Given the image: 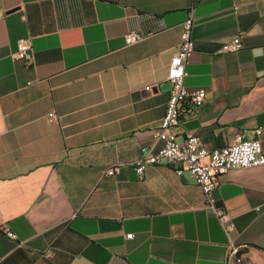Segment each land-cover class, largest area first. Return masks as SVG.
<instances>
[{"label": "crops", "instance_id": "obj_1", "mask_svg": "<svg viewBox=\"0 0 264 264\" xmlns=\"http://www.w3.org/2000/svg\"><path fill=\"white\" fill-rule=\"evenodd\" d=\"M190 11L184 84L206 98L172 134L207 149L260 140L264 151V0H0V264H227L229 246L264 253L254 210L264 165L219 178L213 199L230 236L187 173L164 162L134 172L156 148ZM132 31L142 39L126 45ZM22 38L30 64L11 58ZM235 38L242 48L223 52ZM114 164L119 173L104 175Z\"/></svg>", "mask_w": 264, "mask_h": 264}, {"label": "built area", "instance_id": "obj_2", "mask_svg": "<svg viewBox=\"0 0 264 264\" xmlns=\"http://www.w3.org/2000/svg\"><path fill=\"white\" fill-rule=\"evenodd\" d=\"M237 8L234 7L236 12ZM194 27L193 13L189 12L187 18L181 23L180 43L169 61L167 81L170 83L169 97L165 114L160 126L154 133V147L149 148L133 163L137 179H142L145 169L161 162L174 166L177 175L187 173L200 188L205 207L216 216L220 226L227 236L234 230L232 218L223 209L214 204L213 192L219 185V178L233 169H247L264 165V151L260 140L252 141L241 139L232 145L218 149H207L195 135H188L183 142H177L172 134V128L181 120L203 107L206 92L202 88L188 90L184 80L187 75L186 67L194 50L192 31ZM142 39V35L132 31L125 35V44L130 45ZM242 44L239 38L222 47L223 52L239 51ZM11 58L30 64L33 60V50L29 38L19 39ZM146 90H150L147 87ZM54 118L53 114L49 115ZM257 135L263 129L256 130ZM121 165L114 164L105 169L104 175L113 177L119 173ZM256 212H264V203L255 207ZM13 238V234L7 232ZM127 239L132 234L126 235ZM245 247L229 246L227 264H248L241 262L238 251Z\"/></svg>", "mask_w": 264, "mask_h": 264}, {"label": "rangeland", "instance_id": "obj_3", "mask_svg": "<svg viewBox=\"0 0 264 264\" xmlns=\"http://www.w3.org/2000/svg\"><path fill=\"white\" fill-rule=\"evenodd\" d=\"M239 251H242V254L239 256L241 262L248 264H264V253H257L256 255H253L251 252H248L247 249H241Z\"/></svg>", "mask_w": 264, "mask_h": 264}, {"label": "trees", "instance_id": "obj_4", "mask_svg": "<svg viewBox=\"0 0 264 264\" xmlns=\"http://www.w3.org/2000/svg\"><path fill=\"white\" fill-rule=\"evenodd\" d=\"M240 254H242V251H239L238 256H240Z\"/></svg>", "mask_w": 264, "mask_h": 264}]
</instances>
